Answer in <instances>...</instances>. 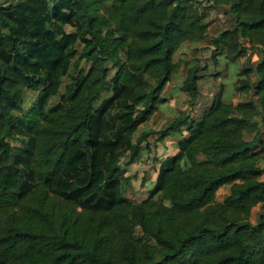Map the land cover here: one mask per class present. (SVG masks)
I'll list each match as a JSON object with an SVG mask.
<instances>
[{
    "label": "trees",
    "instance_id": "16d2710c",
    "mask_svg": "<svg viewBox=\"0 0 264 264\" xmlns=\"http://www.w3.org/2000/svg\"><path fill=\"white\" fill-rule=\"evenodd\" d=\"M197 42L210 63L175 59ZM220 58H244L234 88L252 95L218 82L195 117ZM183 68L187 108L137 133ZM173 134L128 198L122 164ZM263 172L264 0H0V264H264Z\"/></svg>",
    "mask_w": 264,
    "mask_h": 264
},
{
    "label": "rangeland",
    "instance_id": "374dc122",
    "mask_svg": "<svg viewBox=\"0 0 264 264\" xmlns=\"http://www.w3.org/2000/svg\"><path fill=\"white\" fill-rule=\"evenodd\" d=\"M196 6H200L198 3ZM207 19L211 22L209 34L216 33L219 29L224 27L226 22V17L214 10L211 9L208 12ZM179 56L183 58L184 61L193 59L195 57H200L202 61L210 63L211 52L210 49L204 42H197L194 45L186 44L181 48L180 53L177 52L175 55V59ZM221 60V70H223V65L225 64V60L220 58ZM256 55H252L251 60H255ZM244 58L240 59L237 65L230 64L223 70L222 80L225 82L226 86L229 87L231 85L232 90L235 93L234 86L237 83L238 74L240 71V66L243 65ZM185 68L181 70L176 77H174L166 86L165 92L162 93L164 97L167 98L166 102L160 104L158 108L155 110L153 114L150 115L149 119L142 123L138 128L137 133L141 130H158L169 121L173 119L177 113L187 108L186 96L183 93L177 92V86L179 81L183 75ZM214 80V79H213ZM215 79L214 81H216ZM246 80V79H245ZM218 84V82L216 83ZM251 90V89H250ZM62 91V90H61ZM238 91H236L237 93ZM239 93V92H238ZM251 91H247L243 94L242 97L251 96ZM35 92L28 91L24 96V106L27 107L31 100L34 98ZM230 97V96H228ZM200 100H204L201 96ZM200 103V102H199ZM169 137V136H168ZM173 138H177L176 134L171 135ZM170 139V138H169ZM15 141L12 140V143ZM147 146L150 148L148 151L144 149L138 161L132 163L130 165L122 164V169L124 170V174L131 177L130 186L127 188L125 195L134 201H140L145 198L148 194L149 189L151 188L154 170L157 166L156 160L163 155H169L172 152V144L164 143L161 145L160 142L155 140V135H151L148 137ZM260 179L264 180V172L260 176ZM230 185L225 184L218 188L216 191V199L222 200L229 192ZM260 211L259 205L255 206L252 209V213L250 219L254 222L257 218L258 212Z\"/></svg>",
    "mask_w": 264,
    "mask_h": 264
},
{
    "label": "crops",
    "instance_id": "0c3cea01",
    "mask_svg": "<svg viewBox=\"0 0 264 264\" xmlns=\"http://www.w3.org/2000/svg\"><path fill=\"white\" fill-rule=\"evenodd\" d=\"M221 78H222V76L217 78V81H214L212 78H206L202 81V91H201L200 98L202 96L204 98V100L199 99V101H197V104L193 108L192 113L194 114L195 117H197L199 115V112L203 109V107L208 106L210 104V102L212 100V96H213V94L217 88V84H216L217 82H223L224 83L223 97L225 100L233 101V100H239L242 98V95L240 93H238V92L236 93V91H235V93H234V91H230V90H232L231 85H229V87H225L226 84ZM228 96H230V97H228ZM176 140H177V138H173V137L169 136V137H166V138H164L158 142H160L161 145H163L164 143H171L172 144L171 154H173L177 150ZM171 154H169V155H171ZM167 155L160 156V158L166 157ZM136 161H138V160H136ZM157 168H158V164L154 170L153 181L156 177ZM153 181H152V183H153Z\"/></svg>",
    "mask_w": 264,
    "mask_h": 264
}]
</instances>
